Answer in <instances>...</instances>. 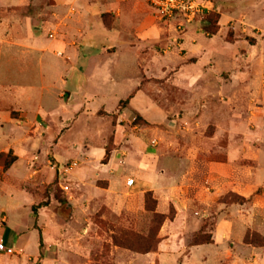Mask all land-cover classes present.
Here are the masks:
<instances>
[{"label":"rangeland","instance_id":"obj_1","mask_svg":"<svg viewBox=\"0 0 264 264\" xmlns=\"http://www.w3.org/2000/svg\"><path fill=\"white\" fill-rule=\"evenodd\" d=\"M207 1L212 5L207 13L220 17L213 37L198 21L160 20L148 0H115L116 11L100 20L119 31L122 26L113 25L119 9L127 33H102L85 43L84 52L76 48L77 62L68 54L67 60L53 58L51 51L42 55V83L30 77L33 73L30 82L19 79L24 74H10L12 85L0 77V108L25 105L28 120L44 88L38 116L54 136L51 149L73 154L58 163L52 151L43 160L38 153L14 183L4 163L12 160L11 168L16 158L9 152L0 159V212L8 218L5 224L0 214V235L5 250H11L0 252V264H264V0ZM46 3L41 0L39 7ZM138 24L141 41L135 40ZM43 31L45 40L49 31L56 36L53 27ZM186 35L197 46L195 53L181 47ZM107 42L120 48L115 56L99 54ZM24 57L14 59L37 65L40 55ZM190 72L204 76L195 75L189 85ZM136 85V103L153 109L142 118L147 124L135 126L129 113L119 118L127 105L120 109L118 102ZM21 125L0 123V150L20 142L28 150L31 141ZM37 143L43 154L47 144ZM99 151L104 156L96 162L93 153ZM111 158L124 177L136 173L137 162L161 164L152 170L160 181L152 186H159L155 193L145 192L143 207L134 202L110 207L96 190L106 186L96 175ZM20 163L15 164L24 169ZM79 170L96 173L92 189L98 194L93 192L95 201L87 207H70L87 194L75 186ZM42 201L48 207L36 220L43 236L39 260L38 231L29 225L31 205ZM194 235L210 242L191 246Z\"/></svg>","mask_w":264,"mask_h":264},{"label":"crops","instance_id":"obj_2","mask_svg":"<svg viewBox=\"0 0 264 264\" xmlns=\"http://www.w3.org/2000/svg\"><path fill=\"white\" fill-rule=\"evenodd\" d=\"M46 2L47 3L45 7H39L41 0H0V77H3V83L5 85H12L13 80L11 81L9 75L11 74L16 77L15 74L17 73L20 75H25L20 76L19 79L21 81L30 82L29 73H33L30 75V77H34L38 79L39 83H42V78L44 75V69L42 67L44 62L42 60V55L51 51L50 54L53 58H62L67 60L69 59L67 56H72L73 61L77 62L80 58V55L77 53L76 48L81 52H84L83 49L86 48L85 43H91L97 38H100L102 33L111 36V34L118 33L119 31H123V33L127 31V29L123 27L124 21L121 19L123 12H121L119 9L116 12L114 19L115 23L113 24L114 26H122V29L120 28L119 31H117V29L108 30L104 27L100 20L101 14L108 12L113 14V11H116L118 7L115 4V0H46ZM28 7H31L32 10L28 11ZM139 24L137 27H135L137 30L135 34V40L137 41H141L143 33ZM46 26L53 27L54 33L56 35L54 38L52 36L53 39L49 38V35H51L50 33L53 31H49L47 33V40L44 39L46 30H43ZM186 36L188 39H182L181 47H190V51L195 53L197 51V46L196 48H193L195 45H192L190 41L192 38L189 35ZM128 46L130 47V41ZM119 51L120 48L118 46H114L109 42H107L105 46L102 45V47L98 50L101 56L105 53L109 56H115ZM22 54L25 55L24 58H28V56L30 57L33 54L40 55L38 62H35L37 65H31L32 63L28 60L21 61L20 63L16 62L14 57L16 55L22 56ZM65 54L68 55L63 57ZM76 62L73 65H75ZM18 66H21L22 68ZM50 67L53 68V66ZM181 73L182 72L180 70L176 72L177 76H179ZM195 75L191 72L187 73L185 75L186 83L193 85L195 80H197ZM58 76L62 81H65V77L63 76L62 72H58ZM196 76H198V78L201 76L203 77L204 73L200 72ZM183 77L184 76H181L180 78ZM107 81H110L114 84L115 80L113 78H108ZM137 86L138 85H136L134 90L130 91L126 95V100L129 99V102L127 107L122 110V114H119V118L122 115H128L129 113V116L133 119V112L138 113L142 118L150 115L149 111L153 109L150 107V104L149 106H141L139 103H136V100L139 98V92H133L136 90ZM43 92L44 88L42 87L40 93L42 96L37 103L38 110L34 113L31 120L26 119L28 116V110L25 109V105L21 106L20 104H15L14 106H10L8 108H0V114H3L0 118V123L4 122L20 124V122H24V125L21 126L27 127V133H25V135L29 137L31 141L28 146V150H26L27 148H24L22 142H20V144L9 143L5 149L0 150V154L12 152L13 156L16 158L15 163L21 162L20 167L21 165L22 167L25 166L27 160H30V157H33L34 155H38V153L43 160L47 152L50 153V151H52L55 160L58 163H64L70 158L71 155H73L68 151H53L51 149V147L54 145V142L52 144L50 142L54 140V136H51L49 134L50 132L47 134L45 128L46 130H49V127L45 124V119H41L38 116L39 110L44 109ZM60 93H62V91L55 95L56 101L59 100ZM120 101L124 100H119V102ZM29 102H31V100L27 98L26 103ZM148 121L149 120H147V122ZM42 125L44 126L42 127ZM37 132H40V134ZM43 133L47 135L43 137ZM45 140L48 141L44 142ZM37 141H39L41 145L47 144V149L43 154H40ZM86 151L90 152V150ZM89 154L90 153H87L88 157L91 156ZM93 155L97 157V160H95L97 162L104 156V152L99 151L97 155L94 153ZM15 163L6 171L8 175L11 174L14 176L13 178L16 177V180L13 179L12 183L19 180L21 178V175L19 174L26 170V167H23L24 169L18 168ZM136 164L137 166L133 167L136 173L131 172L128 177H124L122 173H117V169L120 167H116V163L113 158L110 159L107 165L101 167L99 171L100 173L97 174L96 177L100 180L107 181L106 186L102 189L96 188L95 186L94 187L97 191L99 190L101 196L105 199L104 201L109 204L108 206L132 207V202H134L136 207H143V195L145 192H156L159 185L157 184L153 188L152 184H155L157 181H159V176L157 177L158 173L152 170H159L157 167H160L161 164L155 165L156 161L153 159L140 163L137 162ZM150 172H156V174L154 173V175L151 176L149 175ZM93 174L96 173H89L84 170H79L75 177H73L75 186L77 185L80 190H83L87 194L83 195L78 201L77 199L72 200L70 207H87L89 202L95 201L93 192H95V195L98 193H96V190L92 189V182L93 180H96L92 177ZM117 174L119 175L118 177L116 176ZM126 179H132L134 181L133 185L127 186ZM152 181L156 182L152 183ZM6 184L7 183H4L5 186ZM15 188L17 190L19 189L17 187ZM33 205L35 204L33 203L31 207ZM91 205L94 206V204ZM45 212L46 209L38 212L37 219H35L32 213L33 223L29 225L32 226L30 229L35 230V221L40 220L41 214H45ZM2 213H4L2 221H4L6 224L8 218L5 215L4 209L1 210L0 214ZM27 229L30 230L29 228ZM0 239L2 242H4L2 234L0 235ZM21 245L19 247H21Z\"/></svg>","mask_w":264,"mask_h":264},{"label":"built area","instance_id":"obj_3","mask_svg":"<svg viewBox=\"0 0 264 264\" xmlns=\"http://www.w3.org/2000/svg\"><path fill=\"white\" fill-rule=\"evenodd\" d=\"M149 6L155 11L160 20L182 19L185 23H193L212 9V5L207 0H148ZM208 14V13H207ZM52 38V35H49ZM132 179L127 180V186L133 185ZM64 187V190H67ZM5 252L3 242L0 243V252ZM6 252H11L7 250Z\"/></svg>","mask_w":264,"mask_h":264},{"label":"trees","instance_id":"obj_4","mask_svg":"<svg viewBox=\"0 0 264 264\" xmlns=\"http://www.w3.org/2000/svg\"><path fill=\"white\" fill-rule=\"evenodd\" d=\"M220 17L219 15H215V14H206V15H203L201 17V19L199 20H196L198 21V23L200 24V27L203 31L204 34H206L208 37H213L217 34L218 32V27H217V24H218V21H219ZM128 102H129V99L125 100V101H120L119 102V108L122 109V106L123 105H128ZM139 122H143V124H147L146 121H144L142 119V117L138 114V113H134L133 112V124L136 126L139 124ZM4 154H0V159L3 158ZM105 157H109V151L106 149L105 150ZM15 160V159H13ZM12 160L9 161V162H6L4 163V168L5 169H8L10 168L11 164H12ZM54 184H56V181H54L52 184H50L47 188H46V192L48 193L49 190L54 186ZM147 196H150V195H146L145 196V201H146V197ZM60 202L62 204H64V201L63 200H60ZM47 206V202L46 201H42L40 202L39 204L37 205H33L31 207V211L35 217V219L37 218V211L39 209H42V208H45ZM159 218H163L162 216H157ZM34 229L35 230H38L37 227H36V221H35V224H34ZM210 242V240L208 239H205L204 237H200V236H197V235H194L191 242H190V245L191 246H195V245H202V244H208ZM42 249H43V239H42V236H41V233L40 231L38 230V252H39V260H41L43 258V252H42Z\"/></svg>","mask_w":264,"mask_h":264}]
</instances>
